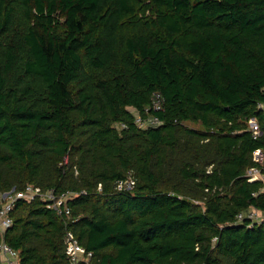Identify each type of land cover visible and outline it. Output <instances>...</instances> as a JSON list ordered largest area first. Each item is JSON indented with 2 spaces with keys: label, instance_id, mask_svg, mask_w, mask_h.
Returning <instances> with one entry per match:
<instances>
[{
  "label": "trees",
  "instance_id": "16d2710c",
  "mask_svg": "<svg viewBox=\"0 0 264 264\" xmlns=\"http://www.w3.org/2000/svg\"><path fill=\"white\" fill-rule=\"evenodd\" d=\"M263 85L264 0H0V191L69 208L17 198L0 240L18 264H69L65 229L92 264H264V226L233 222L264 211Z\"/></svg>",
  "mask_w": 264,
  "mask_h": 264
},
{
  "label": "built area",
  "instance_id": "2783aa9c",
  "mask_svg": "<svg viewBox=\"0 0 264 264\" xmlns=\"http://www.w3.org/2000/svg\"><path fill=\"white\" fill-rule=\"evenodd\" d=\"M263 98L255 102V110L259 113V119L253 115L246 119L245 129L249 131L252 138L261 136V125H264V85L261 87ZM161 95L158 91H152L149 97V103L143 107V115H140L134 109H130L133 113V121L139 127H155L161 124V120L157 118L151 111L161 107ZM117 126H123L119 123ZM251 160L254 164L247 167L245 176L247 181H260L261 187L264 189V147H256L251 151ZM133 179L129 176L126 179L117 181L116 188L124 189L131 188ZM66 194L54 195L50 190H41L39 187L32 184H26L22 189L13 190L12 188L5 191H0V231L4 230L11 224L12 218L10 211L13 206V201L17 198H22L30 201L34 198H39L46 201V205L53 208L55 212L67 215L69 208L64 205ZM234 223L245 222L247 227L253 225L264 226V211L256 209L249 205L247 208L238 211L235 214ZM64 254L69 264H75L82 261L85 264L91 263L92 252L86 250L77 242L70 229H65L63 234ZM2 255L3 262L0 264H18V252L16 249L0 240V256Z\"/></svg>",
  "mask_w": 264,
  "mask_h": 264
},
{
  "label": "rangeland",
  "instance_id": "374dc122",
  "mask_svg": "<svg viewBox=\"0 0 264 264\" xmlns=\"http://www.w3.org/2000/svg\"><path fill=\"white\" fill-rule=\"evenodd\" d=\"M184 123H185V125H187L189 127H196V128L199 127V125L197 123H191L189 121H185Z\"/></svg>",
  "mask_w": 264,
  "mask_h": 264
},
{
  "label": "crops",
  "instance_id": "0c3cea01",
  "mask_svg": "<svg viewBox=\"0 0 264 264\" xmlns=\"http://www.w3.org/2000/svg\"><path fill=\"white\" fill-rule=\"evenodd\" d=\"M3 231V230H2ZM2 231H0V232H2ZM0 257H2V255L0 256ZM3 262V260H2V258H0V263H2Z\"/></svg>",
  "mask_w": 264,
  "mask_h": 264
}]
</instances>
